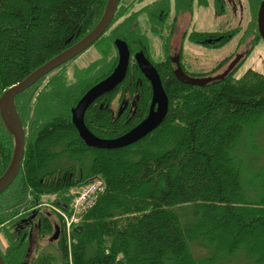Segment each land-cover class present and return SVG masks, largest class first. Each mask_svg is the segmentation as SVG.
<instances>
[{"label":"trees","instance_id":"16d2710c","mask_svg":"<svg viewBox=\"0 0 264 264\" xmlns=\"http://www.w3.org/2000/svg\"><path fill=\"white\" fill-rule=\"evenodd\" d=\"M107 1L0 0V96L87 34L101 19ZM261 1L250 0L254 43L262 39L258 27ZM192 2L176 0L177 14L191 9ZM128 7L118 6L108 38L114 44L120 36L133 50H147L148 38L139 28L138 15L144 10L152 30L161 34L170 17V0H153L133 12ZM173 24L169 22L168 27ZM237 30H193L189 37L214 46L229 40ZM233 56L223 58L205 75L222 71ZM117 61L116 53L106 72L80 78L84 82H67L57 73L63 64L52 80L40 85L45 75L17 95L26 147L18 175L0 194V233L5 238L0 251L7 263L200 264L190 250L188 235L203 237L217 252H235L244 244L248 255L255 257L253 264H264V194L258 200L248 198L234 154L245 126L264 116V72L249 68L245 74L234 76L239 61L222 79L191 84L175 75V63L167 58L170 70L161 71V79L169 109L160 125L125 146H90L72 120V107L90 85L113 70ZM140 77L141 103L146 111L151 85L134 59L124 80L86 110L85 122L95 134L116 137L140 121L141 112L133 121H122L111 103L121 91H137ZM57 91L61 101L53 106L50 94ZM102 99L107 102L101 104ZM61 111L62 115L50 116ZM13 151L14 136L0 114V176L9 166ZM97 175L106 181V189L73 227L70 240L65 231L63 239L56 240L57 255L39 251L26 258L32 243L21 227L22 216L39 210L49 194L57 195L55 202L69 204L70 188ZM188 202L195 203L199 215L184 226L173 206ZM53 229L51 218L43 216L39 236Z\"/></svg>","mask_w":264,"mask_h":264},{"label":"rangeland","instance_id":"374dc122","mask_svg":"<svg viewBox=\"0 0 264 264\" xmlns=\"http://www.w3.org/2000/svg\"><path fill=\"white\" fill-rule=\"evenodd\" d=\"M132 1L134 0H120L124 4H130ZM152 1L135 0V5L132 6V9H141L145 4ZM146 14V12L140 14L138 20L139 27L142 32L147 33L152 58L155 61L161 60L166 56L164 38L168 32L165 30L159 34L151 31V24L147 21ZM173 14L174 7L171 16ZM252 18L253 11L250 0H206L204 2L194 0L193 10L183 13L181 17L179 16L170 47L171 56L181 53V60L186 70L190 73L198 74L194 76H199V74L205 75L206 72L210 71L226 56L234 54L232 58L234 59L240 53H246L248 48L253 46L251 52L246 53L244 59L240 62L234 72V76L238 77L245 74L249 68H255L264 72V39H257L256 43H254V34L250 30ZM171 20L172 18L170 17L168 22ZM116 22L115 20L113 25ZM236 27H238V30L234 32L232 37L219 45L213 46L199 43L188 37L192 29L226 31ZM110 29L99 41L62 66L59 71L52 72L50 80L56 77L57 71L59 75L64 76L67 82L78 80L84 82L83 79L85 78H94L101 74V72H106L112 62H114L116 55L115 45L108 38ZM82 77L84 78L80 79ZM121 92L123 97L120 102H117V100L120 99L121 93H118L111 100L115 112L119 106L123 105L125 100L130 98L128 94L123 91ZM57 95H59V91L50 94L53 99V106L57 105V103L60 104L61 100ZM63 113V111L56 114L52 113L50 116L62 115ZM234 154L236 162L241 168V181L248 198L250 200H258L264 194V116L255 124H247L245 126L239 143L234 149ZM69 192L72 195L71 188ZM45 198L47 199L44 202L48 203L46 209H51L54 215L62 217L61 219L66 226L65 231L69 234L70 240V230L68 229L64 215L61 213L64 210L62 203L55 202L57 198L56 194L46 195ZM173 208L178 212L184 226L193 221L196 215H199L195 213V203L193 202L174 205ZM65 211L70 217L74 212L70 206H67ZM229 231H234V229H230ZM50 234H44L43 237L38 238L36 249H34L36 242L33 235L34 240L29 255L32 256L33 254L34 256L39 251L52 252L57 255V242L56 239H50ZM202 238H192L187 235L190 250L194 257L199 260L200 264H253L255 262V257L248 255L244 244L235 252H217L213 243L206 242ZM3 243L4 236L0 233V244Z\"/></svg>","mask_w":264,"mask_h":264},{"label":"water","instance_id":"95a60500","mask_svg":"<svg viewBox=\"0 0 264 264\" xmlns=\"http://www.w3.org/2000/svg\"><path fill=\"white\" fill-rule=\"evenodd\" d=\"M120 0H108L105 11L98 23L84 36L72 43L70 46L58 52L56 55L39 65L20 81L9 86L0 96V113L9 131L14 136V151L9 166L0 176V193L7 188L18 175L26 146V132L16 105V95L32 84L42 76L46 75L56 67L72 59L83 52L96 40H98L111 24ZM258 26L264 39V0L261 1L258 10ZM119 51L118 63L113 71L106 77L92 85L79 99L76 105L72 107V120L76 125L80 136L90 146L101 148H116L133 143L150 133L164 120L169 109V96L164 88L161 76L146 56L143 50L135 53L136 60L152 83L153 96L149 113L139 123L130 128L125 133L116 137H100L95 134L85 122V113L87 108L96 100V98L108 91L113 90L125 78L130 62L131 51L126 40L117 37L115 39ZM244 56L240 53L236 56L228 67L215 75L194 76L183 69L179 56L173 58L177 63L175 68L176 76L187 83L204 85L215 79L224 78L235 66V64ZM59 228L52 239L58 237ZM0 264H8L0 252Z\"/></svg>","mask_w":264,"mask_h":264},{"label":"flooded vegetation","instance_id":"af4514ba","mask_svg":"<svg viewBox=\"0 0 264 264\" xmlns=\"http://www.w3.org/2000/svg\"><path fill=\"white\" fill-rule=\"evenodd\" d=\"M201 2H204L206 0H199ZM193 4H194V0L192 2V8L191 9H187L185 8L183 11H181V13H179V15L177 14V11H176V0H170V6H171V11H170V17L172 18L171 21H169L170 23L174 22V24L170 27H168V23H167V26L165 28V30H167V34H170V38L167 40V35H165V38H164V47H165V50H166V56L161 59V60H157L155 61L153 58H152V52H151V49H150V41L148 39V48L147 50L144 49V48H138L136 50H133L132 47L130 46L128 40H126L125 38H123L124 40L127 41L128 45H129V48H130V51H131V55H130V62H129V65L132 63V61L135 59V61L137 62L136 60V57H135V53L140 51V50H143L144 53L146 54V56L152 61V63L156 66L161 78H162V74H161V71H166V72H169L170 70V66H168V62H167V58H169L172 62L175 63V68L177 67V63L173 60L174 57H176L177 55L179 56V59H180V63L183 67V69L188 73L190 74V72H188L185 68V66L183 65V62L181 60V56L182 54H176L175 56H171V53H170V47H171V43H172V39H173V35L175 33V30H176V26H177V22H178V19H179V16L181 17L183 13L187 12V11H192L193 10ZM120 6H126V5H129L128 9L129 12H133L137 9H132V6L135 5H130L129 3H121L119 4ZM173 7H174V14L171 16V12L173 11ZM142 12H145L144 10ZM141 12V13H142ZM140 13V14H141ZM140 14L138 16H140ZM147 15V14H146ZM148 17V16H147ZM169 17V18H170ZM139 18V17H138ZM169 20V19H168ZM148 21V20H147ZM151 26H150V30L154 32V30H152V23L150 21H148ZM139 25V24H138ZM140 28V27H139ZM164 30V31H165ZM193 30H206V29H192L191 31ZM190 31V32H191ZM207 31H212L214 32L213 30H207ZM215 31H218V30H215ZM142 32V31H141ZM189 32V34H190ZM144 34L147 35V33L145 32H142ZM155 33V32H154ZM189 34H188V37H189ZM120 37V36H119ZM122 38V37H121ZM190 38V37H189ZM191 39V38H190ZM116 53H118V50L116 51ZM163 60H166V62L164 63V65L160 66L158 65L157 63L163 61ZM138 63V62H137ZM129 65H128V68H129ZM139 65V64H138ZM140 67V66H139ZM175 68H174V73H175ZM141 69V68H140ZM142 71V69H141ZM128 72V70H127ZM102 73V72H101ZM143 73V76L144 78L149 81L150 85H151V90H152V94L150 96V100H149V105H148V108L146 109V111L144 110L143 111V106H142V103L141 101L143 100V97L141 96V89L143 88V78L140 77V82H141V85L139 87V89L137 91H134L132 93L130 92H127L126 94H128L130 96V98H128L127 100L124 101L123 105L119 106L117 111L115 112L117 116H122L121 117V120L124 121H133L134 119L138 118L136 116V113L137 112H141V113H144L143 117L140 119V121L147 116V114L149 113V110H150V106H151V101H152V96H153V89H152V83L150 81V79L145 75V73L142 71ZM51 74L53 73H50V74H47L44 78H42V80L40 81V85H44L47 81L50 80V78L52 77ZM127 75V74H126ZM176 75V74H175ZM190 75H194V74H190ZM198 75V74H196ZM126 77V76H125ZM104 78V77H102ZM102 78L98 79L97 81H95L94 83L98 82L99 80H101ZM163 81V80H162ZM93 83V84H94ZM92 84V85H93ZM90 85V86H92ZM89 86V87H90ZM88 87V88H89ZM87 88V89H88ZM86 89V90H87ZM121 93V96H120V99L117 100V102H120L121 99H122V92H119ZM106 93L98 96L96 99H98L99 97L105 95ZM135 96V97H134ZM95 101V100H94ZM106 102V99H102L101 101V104L105 103ZM93 103V102H92ZM88 109V108H87ZM114 109V107H113ZM139 121V122H140ZM138 122V123H139ZM42 205L39 210L37 211H33L32 213L30 214H27V215H24L22 216V224H21V227H25V230H26V235H27V238L28 240L32 243L33 242V235L35 237V242L36 244H38V238H40L39 236V232L37 230V228L39 229V226H40V223H41V220H42V217L43 216H48L49 218H51V220L53 221V224H54V229L53 231L51 232L50 235H54L55 232H56V226L58 225L59 227V233H58V237L56 238V240H61L63 239L64 237V234H65V226H64V223L62 221V219L58 216V215H54L53 212L50 210V209H46V207ZM45 214V215H44ZM44 234H41V237H43ZM28 257H31V255H27L26 258ZM25 264H27L28 262L24 261Z\"/></svg>","mask_w":264,"mask_h":264},{"label":"built area","instance_id":"2783aa9c","mask_svg":"<svg viewBox=\"0 0 264 264\" xmlns=\"http://www.w3.org/2000/svg\"><path fill=\"white\" fill-rule=\"evenodd\" d=\"M105 188V182L101 178H96L77 188L75 197L73 199V208L75 209V212L71 218H68L66 215L68 224H70L74 219H78L75 215H78L89 209L95 203L98 194L103 192Z\"/></svg>","mask_w":264,"mask_h":264},{"label":"bare ground","instance_id":"6f19581e","mask_svg":"<svg viewBox=\"0 0 264 264\" xmlns=\"http://www.w3.org/2000/svg\"><path fill=\"white\" fill-rule=\"evenodd\" d=\"M155 67H156V66H155ZM185 72H186V71H185ZM211 81H212V80H211ZM198 85H199V84H198ZM20 93H21V92H20ZM18 94H19V93H18ZM18 94H17V95H18ZM17 95H16V97H17ZM0 114H1V113H0ZM2 119H3V118H2ZM25 147H26V146H25ZM24 153H25V152H24ZM21 165H22V164H21ZM20 169H21V168H20ZM13 181H14V180H13ZM11 184H12V183H11ZM11 184H10V185H11ZM10 185H9V186H10ZM9 186H8V187H9ZM8 187H7V188H8ZM7 188H5L1 193H3ZM1 193H0V194H1ZM94 204H95V203H94ZM94 204H93L90 208H92V207L94 206ZM90 208H89V209H90Z\"/></svg>","mask_w":264,"mask_h":264}]
</instances>
